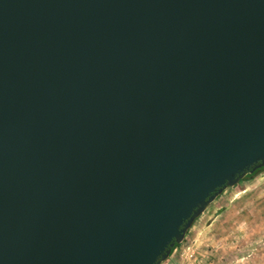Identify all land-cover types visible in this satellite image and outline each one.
Returning <instances> with one entry per match:
<instances>
[{
    "label": "water",
    "instance_id": "water-1",
    "mask_svg": "<svg viewBox=\"0 0 264 264\" xmlns=\"http://www.w3.org/2000/svg\"><path fill=\"white\" fill-rule=\"evenodd\" d=\"M264 167V0H0V264H162Z\"/></svg>",
    "mask_w": 264,
    "mask_h": 264
},
{
    "label": "rangeland",
    "instance_id": "rangeland-1",
    "mask_svg": "<svg viewBox=\"0 0 264 264\" xmlns=\"http://www.w3.org/2000/svg\"><path fill=\"white\" fill-rule=\"evenodd\" d=\"M162 264H264V170L226 188Z\"/></svg>",
    "mask_w": 264,
    "mask_h": 264
},
{
    "label": "trees",
    "instance_id": "trees-1",
    "mask_svg": "<svg viewBox=\"0 0 264 264\" xmlns=\"http://www.w3.org/2000/svg\"><path fill=\"white\" fill-rule=\"evenodd\" d=\"M264 170V167L260 168V169H257L256 171L252 172V173H249L245 176L244 179H242L240 182H242L243 180H247V179H251L253 177H255L257 174H259L261 171ZM179 244H175L174 247L172 248V251L171 253L174 251V249L178 246Z\"/></svg>",
    "mask_w": 264,
    "mask_h": 264
}]
</instances>
